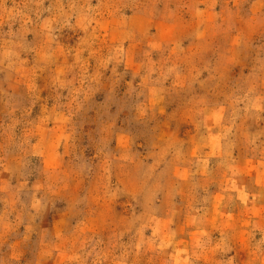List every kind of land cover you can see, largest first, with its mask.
Wrapping results in <instances>:
<instances>
[{
    "label": "rangeland",
    "instance_id": "1",
    "mask_svg": "<svg viewBox=\"0 0 264 264\" xmlns=\"http://www.w3.org/2000/svg\"><path fill=\"white\" fill-rule=\"evenodd\" d=\"M0 264H264V0H0Z\"/></svg>",
    "mask_w": 264,
    "mask_h": 264
}]
</instances>
